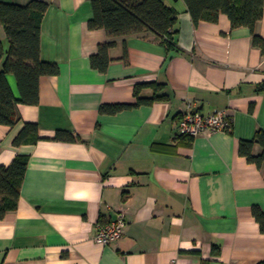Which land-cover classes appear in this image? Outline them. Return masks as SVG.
<instances>
[{
    "label": "crops",
    "instance_id": "1",
    "mask_svg": "<svg viewBox=\"0 0 264 264\" xmlns=\"http://www.w3.org/2000/svg\"><path fill=\"white\" fill-rule=\"evenodd\" d=\"M32 0H0L26 5ZM40 58L58 66L39 80L35 106L18 104L17 123L0 125V167L27 157L17 208L0 219V264H258L264 234V164L238 152L264 133V57L249 29L217 22L194 25L185 0L175 11L173 49L152 33L109 39L91 31L92 0H39ZM264 40V10L255 26ZM0 40L7 47L0 25ZM114 42L104 73L90 66L101 44ZM1 70V64H0ZM8 82L14 96L15 78ZM164 85L166 100L117 114L102 105H133L137 85ZM153 95L150 88L139 96ZM192 103L207 116L226 111L231 129L194 139L176 136L180 112ZM25 123L35 144L14 146ZM57 132L76 141H56ZM261 153L254 144L252 154ZM122 213V238L94 241L97 227ZM218 251V253H216Z\"/></svg>",
    "mask_w": 264,
    "mask_h": 264
},
{
    "label": "trees",
    "instance_id": "2",
    "mask_svg": "<svg viewBox=\"0 0 264 264\" xmlns=\"http://www.w3.org/2000/svg\"><path fill=\"white\" fill-rule=\"evenodd\" d=\"M185 4L195 26L200 22L215 23L222 14L229 19L231 28L249 29L252 45L264 57V40L255 32V26L263 14L264 0H185ZM47 8L48 4L39 0H32L26 5L0 2V25L7 42L5 47L0 40V125L13 127L18 120L16 106L37 105L40 78L59 73L56 64L44 62L40 58L41 22ZM92 11L93 16L88 22L91 31L103 30L109 39L152 33L168 50L173 49L177 17L163 0H92ZM114 45V42L99 45L97 53L90 57L92 69L106 72L111 62L109 50ZM9 75L15 78L18 99L10 88ZM143 88H150L153 95L140 97ZM163 89L164 85L158 83L137 85L134 89L135 104L102 105L99 113L113 115L166 100L167 96L159 95ZM260 91H264V83ZM38 140L36 124L25 123L13 145L35 144ZM54 140L69 142L77 139L72 134L57 132ZM255 143L261 147V153L257 156L252 154ZM238 152L247 162L261 168L264 164V133L259 131L252 141H241ZM27 161V157L17 156L9 166L0 167V219L17 208ZM253 217L264 234V213L254 208ZM258 264H264V261Z\"/></svg>",
    "mask_w": 264,
    "mask_h": 264
},
{
    "label": "built area",
    "instance_id": "3",
    "mask_svg": "<svg viewBox=\"0 0 264 264\" xmlns=\"http://www.w3.org/2000/svg\"><path fill=\"white\" fill-rule=\"evenodd\" d=\"M230 129L231 119L226 111H218L204 116L192 103H188L180 112L176 136L194 139L199 135H210L215 132L229 131ZM125 227V216L120 213L114 220L97 227L94 241L102 246L111 245L122 238Z\"/></svg>",
    "mask_w": 264,
    "mask_h": 264
}]
</instances>
